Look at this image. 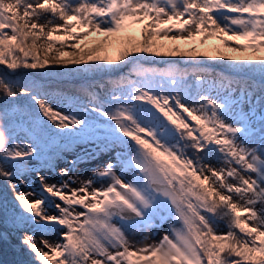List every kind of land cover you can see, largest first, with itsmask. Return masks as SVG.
Returning a JSON list of instances; mask_svg holds the SVG:
<instances>
[{
	"label": "snow or ice",
	"instance_id": "1",
	"mask_svg": "<svg viewBox=\"0 0 264 264\" xmlns=\"http://www.w3.org/2000/svg\"><path fill=\"white\" fill-rule=\"evenodd\" d=\"M0 66L27 264H264V0H0Z\"/></svg>",
	"mask_w": 264,
	"mask_h": 264
},
{
	"label": "trees",
	"instance_id": "2",
	"mask_svg": "<svg viewBox=\"0 0 264 264\" xmlns=\"http://www.w3.org/2000/svg\"><path fill=\"white\" fill-rule=\"evenodd\" d=\"M167 59H180L178 57L175 58H167ZM207 59V58H206ZM156 67H164V65H155ZM2 67V66H0ZM34 71H38V70H33ZM127 70H125L126 72ZM217 71H219V69H217ZM124 74V73H123ZM31 75V73H30ZM33 79L39 80L41 83L44 82H49L51 83L52 81H60L63 82L62 83V87L65 88H70L73 86V84H80V83H84L85 82V78L79 76V75H73V76H54L51 79H49L48 77H44L43 79L39 76H35L32 75ZM89 78H91V74L89 76ZM108 77H105V79H107ZM19 103L21 105H23L25 103L24 100L19 101ZM72 157V154H69L66 157V160H70L69 157ZM66 160H62L59 162L58 166L56 167L55 170H48L49 172H52L54 174L58 173V168L60 167V165L62 164H67ZM37 167L39 168V162L36 163ZM43 169H41L42 171ZM6 197V203H7V212L10 215L11 214V210H12V201H13V195L10 191V189L8 188L7 184L5 183V181L3 179H0V202H4V198ZM4 216H5V212L2 208H0V232H8L9 236L12 238L11 240L8 241H4V240H0V264H21V262H24V264H27V262L31 259L27 253L26 250H21L20 247L17 248L14 246V242L18 241L16 239L18 232H15L13 229H11V227H5L4 224Z\"/></svg>",
	"mask_w": 264,
	"mask_h": 264
},
{
	"label": "rangeland",
	"instance_id": "3",
	"mask_svg": "<svg viewBox=\"0 0 264 264\" xmlns=\"http://www.w3.org/2000/svg\"><path fill=\"white\" fill-rule=\"evenodd\" d=\"M66 51H68V52H70L71 51V49L69 48V49H67ZM57 53L55 52V51H53L52 53H50L49 55L50 56H55ZM40 55H41V57L43 58V56H44V53H43V51L41 50V52H40ZM212 55H216V53H212ZM69 58H71L70 56H68V55H65L64 57H63V59H69ZM53 65H49V67H52ZM56 67H61V68H63V67H73L72 65H58V66H56ZM126 73V72H125ZM124 73V74H125ZM121 74H123V73H121ZM26 142V141H25ZM70 159H72L73 157H69ZM106 159V158H105ZM37 162H33V166H35V167H37V164H36ZM213 163L215 164L216 162L215 161H213ZM68 166V164H62V165H60V167L59 168H62V167H67ZM98 166H100V167H102V163H100V164H98V163H89V164H86V165H81V168H80V172H79V174H81V175H83L85 178L87 177V176H90L91 175V172H92V170L93 169H95L96 167H98ZM217 166H219V165H217ZM58 168V169H59ZM59 171V170H58ZM41 174H43V175H47V176H49L51 179L49 180V182L50 183H55V182H57V179H58V176H57V174H54V173H52V172H49L48 170H45V169H43L42 171H41ZM26 181H28V185L29 186H20V187H18V189H17V191L18 192H26V191H31V190H33V189H36L37 191L39 190V186H38V184H36V174L35 173H26L25 174V176L23 177ZM11 183H18V181L17 180H13V181H11ZM76 185H73V187H75ZM98 186V185H97ZM10 189V188H9ZM11 191V190H10ZM11 193H12V191H11ZM12 195H13V193H12ZM166 230V229H165ZM6 232V231H5ZM20 235H22V233H19L18 232V234H17V237H16V239L18 240V237L20 236ZM160 235H162V233H160V234H158V235H156V236H154L153 238L154 239H156V240H158L159 238H160ZM45 239H48V240H50V241H52L53 243H55V242H57V240H58V237L57 236H55V235H48V236H45L44 237ZM12 238L9 236V240H11ZM14 244V246L15 247H17V248H19L20 246H19V240L18 241H16V242H14L13 243Z\"/></svg>",
	"mask_w": 264,
	"mask_h": 264
}]
</instances>
